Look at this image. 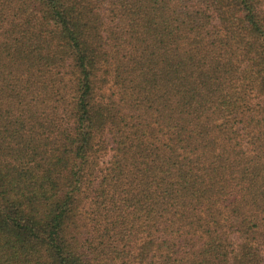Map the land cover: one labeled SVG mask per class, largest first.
Instances as JSON below:
<instances>
[{
	"label": "trees",
	"instance_id": "trees-1",
	"mask_svg": "<svg viewBox=\"0 0 264 264\" xmlns=\"http://www.w3.org/2000/svg\"><path fill=\"white\" fill-rule=\"evenodd\" d=\"M0 264H264V0H0Z\"/></svg>",
	"mask_w": 264,
	"mask_h": 264
}]
</instances>
